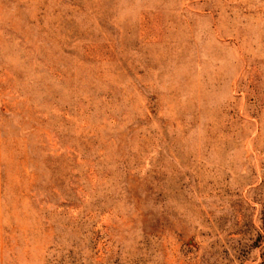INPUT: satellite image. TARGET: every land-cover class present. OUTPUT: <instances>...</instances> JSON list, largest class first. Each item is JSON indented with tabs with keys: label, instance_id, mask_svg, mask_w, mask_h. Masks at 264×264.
Returning a JSON list of instances; mask_svg holds the SVG:
<instances>
[{
	"label": "rangeland",
	"instance_id": "rangeland-1",
	"mask_svg": "<svg viewBox=\"0 0 264 264\" xmlns=\"http://www.w3.org/2000/svg\"><path fill=\"white\" fill-rule=\"evenodd\" d=\"M0 264H264V0H0Z\"/></svg>",
	"mask_w": 264,
	"mask_h": 264
}]
</instances>
